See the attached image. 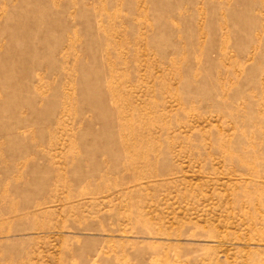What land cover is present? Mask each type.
<instances>
[{
	"label": "rangeland",
	"instance_id": "rangeland-1",
	"mask_svg": "<svg viewBox=\"0 0 264 264\" xmlns=\"http://www.w3.org/2000/svg\"><path fill=\"white\" fill-rule=\"evenodd\" d=\"M0 264H264V0H0Z\"/></svg>",
	"mask_w": 264,
	"mask_h": 264
}]
</instances>
